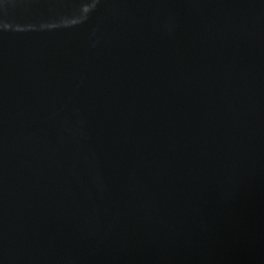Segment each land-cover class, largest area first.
I'll return each instance as SVG.
<instances>
[{
  "label": "water",
  "instance_id": "obj_1",
  "mask_svg": "<svg viewBox=\"0 0 264 264\" xmlns=\"http://www.w3.org/2000/svg\"><path fill=\"white\" fill-rule=\"evenodd\" d=\"M0 264H264V0H0Z\"/></svg>",
  "mask_w": 264,
  "mask_h": 264
}]
</instances>
